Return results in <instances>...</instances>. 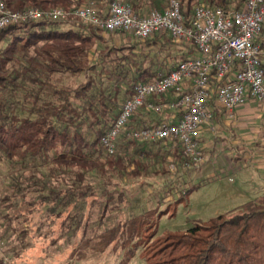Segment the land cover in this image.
I'll return each mask as SVG.
<instances>
[{
  "label": "trees",
  "instance_id": "trees-1",
  "mask_svg": "<svg viewBox=\"0 0 264 264\" xmlns=\"http://www.w3.org/2000/svg\"><path fill=\"white\" fill-rule=\"evenodd\" d=\"M85 1L4 0L10 9L70 8ZM110 1L97 0V4L104 10ZM125 1L143 13L152 7L163 9L169 0ZM178 1L189 16L194 0ZM206 1L215 6L241 7L245 0ZM259 38L264 40V24ZM137 41H142L148 51H136L135 43H107L103 30L71 15L0 27V158L7 162V184L0 205L13 211H0L10 229L9 244L3 250L19 255L40 239L52 246L61 241L71 243L68 237L76 232L84 235L95 231L89 226L94 224V217L100 225L112 215L110 212L122 210L124 216L95 233L99 238L91 245L102 253L110 244L121 243L125 256L121 263L140 248L139 255L147 264H264V194L205 222L156 234L163 196L153 207H147L144 186L138 193L137 187L132 190L129 184L139 180L147 183L152 177L167 174V156L178 163L196 161L179 145L171 151L163 139L122 136L115 152H105L101 137L123 99L132 94L133 84L168 72L178 59L194 52L192 44L178 43L166 32ZM65 74L81 80L59 82L55 77ZM217 84H212L209 105L219 127L226 124V118L215 101ZM150 115L141 107L128 126L165 117ZM198 139L201 142V134ZM161 188H170V184L163 182ZM19 199L40 207L49 220L34 228L21 226V220L28 221L36 207L14 212V201ZM57 218V234L52 237V228L42 227ZM91 237L80 239L71 253L81 256V246Z\"/></svg>",
  "mask_w": 264,
  "mask_h": 264
},
{
  "label": "built area",
  "instance_id": "built-area-1",
  "mask_svg": "<svg viewBox=\"0 0 264 264\" xmlns=\"http://www.w3.org/2000/svg\"><path fill=\"white\" fill-rule=\"evenodd\" d=\"M69 15L104 32L123 31L139 40L166 32L178 43L193 45L194 52L178 59L168 72L133 84L132 94L123 99L101 137L106 153L116 151L122 136L163 139L171 151L179 145L192 160L202 161L203 146L198 137L217 128L209 105L214 81L218 83L215 101L224 109L226 119L233 118L236 108L247 101L264 103V40L259 38L264 0H245L241 7L194 0L189 16L183 13L178 0H169L163 9L143 13L134 11L125 0H111L104 10L97 0L48 9H10L0 0V27L10 22ZM141 107L165 117L128 126L131 116Z\"/></svg>",
  "mask_w": 264,
  "mask_h": 264
},
{
  "label": "rangeland",
  "instance_id": "rangeland-1",
  "mask_svg": "<svg viewBox=\"0 0 264 264\" xmlns=\"http://www.w3.org/2000/svg\"><path fill=\"white\" fill-rule=\"evenodd\" d=\"M104 37L107 43L125 42L128 45L135 43L137 44L136 51H148V47L142 41L138 42L131 34L125 32H104ZM89 55L91 58L94 57L91 52ZM55 77L59 82L74 83L81 80L80 77H73L69 74ZM260 105L263 104L258 105L257 113L262 110ZM150 114L154 115L155 113L150 112ZM256 117V115H247L246 118L241 119L243 122L240 124L234 126L230 124V121L217 127L212 132V142L203 147L204 161L202 160L201 163H199L200 161H196V164H187V162L181 161L178 163V160L167 156V174L150 178L147 181L149 184L142 180L129 184V188L132 190H136L137 187L138 193H140V186L141 189L144 186L145 196H142L145 197L147 207H153L158 197L163 196L162 202L158 205L159 217L157 218L156 234L167 230L186 229L195 223L205 222L216 214L223 213L259 194H264V167H262V175L256 168L264 164V115L262 114V131L258 125L261 124V120ZM166 147L168 148V145ZM212 148L216 152L214 156L209 155ZM243 153H247V157ZM258 154H262V156ZM261 157L262 160L259 159ZM6 163V160L0 158V196L3 195L7 184ZM140 182L145 184L142 185ZM163 182L170 184V188L162 189ZM14 203H16L14 212L28 211L32 207L33 209L36 207V205L27 204L21 199ZM7 210L11 211V208L8 209V207L0 205V211ZM110 213L112 215L108 219L104 218L100 225H97L98 222L94 217V224L90 223L89 226L95 231H88L84 235L78 231L74 236H69L68 239L70 238L69 242L71 243L59 240L60 243L52 246L49 241L40 239L34 241L19 255L3 250L9 244L10 229L0 217V257H2L3 264H147L139 255L140 248L135 249L134 254L121 263L125 257L123 256L124 248L120 247L121 243L114 245L115 247L110 244L102 253L93 250L91 245L99 238L95 233L114 224L117 219L124 216L122 210ZM29 215L31 218L28 221L21 220V226L29 224L34 228L39 224L44 225V222L49 220L44 217L45 212L40 207H36ZM59 220L60 218H57L53 223H48V226L42 227V230L52 228L51 236H56ZM88 236L92 237L89 242L81 246L82 255L78 257L76 254H72V247L80 239Z\"/></svg>",
  "mask_w": 264,
  "mask_h": 264
},
{
  "label": "crops",
  "instance_id": "crops-1",
  "mask_svg": "<svg viewBox=\"0 0 264 264\" xmlns=\"http://www.w3.org/2000/svg\"><path fill=\"white\" fill-rule=\"evenodd\" d=\"M263 105H260V106H262V110H261V112L260 113H257L256 111H257V109H258V103H256L255 101H247V102H245V103H243V104H241L240 106H238L237 108H236V110H235V114H234V118H231V119H227L226 120V123H229L230 121H231V123L230 124H232V125H236V124H240V123H242L243 121H241V119H244V118H246L247 117V115H250V116H257L256 117V119H258V120H261L260 121V123L261 124H258L259 125V127H260V130L262 131V114L264 115V103H262ZM264 125V124H263ZM201 143H202V145H203V147L204 146H206V145H208L209 143H211L212 142V140H213V137H212V135L210 134V132L208 131H205V132H203L202 134H201ZM211 149V148H210ZM213 149V148H212ZM213 150H214V152H213ZM213 150H211V151H209L210 153H209V155L210 156H214L215 155V149H213ZM258 151H260V150H258ZM256 153V152H255ZM260 153V152H259ZM242 155V154H241ZM243 155H245V157H247L246 155H248L247 153H243ZM249 155H250V153H249ZM259 156H262V154H258ZM259 159H261L262 160V157L261 158H259ZM204 161V160H203ZM258 165H260V164H258ZM262 167H264V164L262 165H260L259 167H256V168H258V171H259V174L260 175H262ZM264 178V177H263Z\"/></svg>",
  "mask_w": 264,
  "mask_h": 264
}]
</instances>
